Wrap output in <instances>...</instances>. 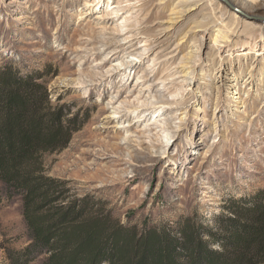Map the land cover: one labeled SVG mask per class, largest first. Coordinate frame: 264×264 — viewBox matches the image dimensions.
Segmentation results:
<instances>
[{"label": "rangeland", "instance_id": "1", "mask_svg": "<svg viewBox=\"0 0 264 264\" xmlns=\"http://www.w3.org/2000/svg\"><path fill=\"white\" fill-rule=\"evenodd\" d=\"M84 1L0 0V66L37 76L42 107L74 118L40 157L68 200L93 195L125 226H213L232 198L264 190V0L247 13ZM28 241L20 201L0 198V264Z\"/></svg>", "mask_w": 264, "mask_h": 264}, {"label": "trees", "instance_id": "2", "mask_svg": "<svg viewBox=\"0 0 264 264\" xmlns=\"http://www.w3.org/2000/svg\"><path fill=\"white\" fill-rule=\"evenodd\" d=\"M34 78L0 66V198L20 201L29 239L5 264L41 255L38 264H264L262 189L232 198L213 226H125L93 195L68 200L67 182L45 175L40 157L67 140L74 118L43 108L47 90Z\"/></svg>", "mask_w": 264, "mask_h": 264}, {"label": "bare ground", "instance_id": "3", "mask_svg": "<svg viewBox=\"0 0 264 264\" xmlns=\"http://www.w3.org/2000/svg\"><path fill=\"white\" fill-rule=\"evenodd\" d=\"M228 1L230 3H232L233 5L239 6V8H241L245 13H247V7H249L253 11H257L258 9L261 8L260 5H258V4L257 5H251L247 0H228ZM94 2H95V0H92V2H90L89 0H85L84 1V7L89 8V6H91ZM117 3H119V2H117ZM83 13H84V11L81 13L80 17H82Z\"/></svg>", "mask_w": 264, "mask_h": 264}]
</instances>
